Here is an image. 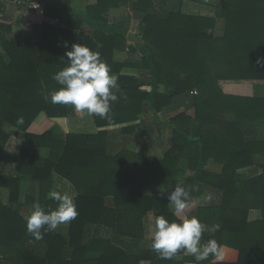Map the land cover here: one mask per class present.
<instances>
[{
  "label": "trees",
  "instance_id": "trees-1",
  "mask_svg": "<svg viewBox=\"0 0 264 264\" xmlns=\"http://www.w3.org/2000/svg\"><path fill=\"white\" fill-rule=\"evenodd\" d=\"M73 1L57 16L60 23L45 22L24 40L3 34L0 26V161L18 166L16 173L0 171V264H196L192 256L177 261L183 251L165 260L138 246L150 213L154 220L177 219L168 207L177 184L198 201L212 192L190 216L220 224L219 231L202 238L222 246L220 264H264V168L241 172L264 152V138L247 141L242 130L264 120V98L250 85L227 83L264 79V62L257 63L264 57V0H218L216 18L182 13L183 0H98L81 8ZM126 5L145 14L137 49L128 44L125 18L108 19L111 8ZM217 19L224 23L221 35H216ZM74 43L99 52L127 97L112 105L110 119L92 116L95 125L146 122L151 115L148 135L156 125L157 133L174 131L173 146L162 158L128 149L110 155L107 130L65 133L54 125L41 134L28 131L41 113L74 115L71 106L44 99L60 87L52 76L67 66L66 51ZM116 51L138 52L140 58L119 62ZM129 68L141 76L126 73ZM182 97L191 99L195 116L182 112L163 122L159 114ZM6 125L24 133L18 152L8 147L16 136ZM210 159L223 166L220 173L205 169ZM57 177L75 188L79 214L67 235L56 230L36 240L25 217L34 203L46 210L57 207L48 196ZM253 209L261 211L260 219H249ZM201 264L217 262L209 257Z\"/></svg>",
  "mask_w": 264,
  "mask_h": 264
},
{
  "label": "crops",
  "instance_id": "crops-1",
  "mask_svg": "<svg viewBox=\"0 0 264 264\" xmlns=\"http://www.w3.org/2000/svg\"><path fill=\"white\" fill-rule=\"evenodd\" d=\"M42 4V8L39 11L31 10L26 7L17 6L14 4L3 3L0 5V26L5 28L3 34L12 36L18 40H24L28 36L34 35L36 30L42 26L45 22L60 23L58 15L64 16L66 11L68 0H38ZM98 0H75L78 8L85 5H96ZM173 2H179V0H172ZM218 0H183L181 6L182 13L193 16L211 17L216 18V3ZM54 13V14H52ZM145 14L139 11H134L130 5L113 7L108 11V19L110 23H116L121 18H125V24L128 27V44L131 48L137 49V46L141 38V23ZM223 20L217 19L216 35H221L223 32ZM80 27V23L77 24ZM0 31V33H1ZM114 58L119 62H136L139 60L140 55L138 52L132 53L130 51H116ZM126 73L135 74L141 76L140 72L135 69L129 68L125 70ZM229 84H245L250 85V91L264 98V79L261 80H247V81H228ZM144 89H147L144 87ZM149 111V110H148ZM185 112L187 115L195 116V107L192 105V101L189 98L182 97L175 101L168 109L163 110L159 117L163 122H167L172 117L179 113ZM148 113V112H146ZM152 116L146 115V122L136 121L138 127L135 132L126 133L124 127L127 125H114L104 128H99L95 125L92 116H81L79 113H74L71 118H50L45 113H41L31 124L28 131L32 133L41 134L50 129L54 125H59L65 133H97L100 130H107L108 132V146L107 150L110 155H116L122 150L128 149L140 154L162 158L173 146L174 131L172 128H167L162 132H158V125H156V132L148 135V125ZM8 130H11L15 134L16 138L10 141L8 147L14 152H18V142L24 137V133L17 131L9 125H6ZM242 130L247 141H257L260 138H264V120L252 121L244 124ZM18 138V139H17ZM254 166L242 170L241 172L252 174L260 173L264 168V152L256 153L254 155ZM223 166L210 159L205 166V169L210 172L220 173ZM18 169L17 164H9L0 161V171L16 173ZM191 172L185 173L188 176ZM61 178H56V184L58 185ZM58 181V182H57ZM63 187H59L55 184L53 191H60L62 194L70 196L73 200L77 196V192L73 185L65 179L60 181ZM7 193V191H3ZM212 192H209L207 197L210 201ZM200 201L197 198L190 196L189 207L185 210V214L190 216ZM261 211L251 210L249 218L251 221L261 218ZM146 234L145 237L138 242V246L141 250L151 249V236L154 226V215L150 213L146 217ZM61 233L68 232V225H61ZM59 231V229H57ZM60 232V231H59ZM64 234V235H66ZM109 237L110 234H105ZM191 257L190 255L181 254L176 257L177 261H184L185 258ZM141 264H145L142 262ZM183 264H195L190 260H185Z\"/></svg>",
  "mask_w": 264,
  "mask_h": 264
},
{
  "label": "clouds",
  "instance_id": "clouds-1",
  "mask_svg": "<svg viewBox=\"0 0 264 264\" xmlns=\"http://www.w3.org/2000/svg\"><path fill=\"white\" fill-rule=\"evenodd\" d=\"M66 57L67 66L52 76L60 87L46 93L44 99L52 104L71 106L81 116L110 119L112 105L120 99H127L118 84V77L101 59L99 52L81 43H74L71 50L66 51ZM261 62H264V57L257 58V63ZM23 123V117H18L17 124ZM48 196L57 201L55 209L46 210L39 203H34L25 217L26 230L36 240L43 239L48 232H55L61 225H68L79 214L70 196L60 191H51ZM208 199L202 196L200 201L207 203ZM189 202L190 190L177 184L168 195V207L177 219L170 221L163 215L155 218L151 249L165 260H171L183 251L185 255L194 257L196 264L209 257L220 264L224 259L222 246L215 238L206 241L202 238L205 233H216L221 226L218 223L209 226L197 216L186 215Z\"/></svg>",
  "mask_w": 264,
  "mask_h": 264
},
{
  "label": "built area",
  "instance_id": "built-area-1",
  "mask_svg": "<svg viewBox=\"0 0 264 264\" xmlns=\"http://www.w3.org/2000/svg\"><path fill=\"white\" fill-rule=\"evenodd\" d=\"M3 3L26 7L35 11H39L42 8V4L38 0H0V5ZM36 5H38V7ZM195 93H197V91H195Z\"/></svg>",
  "mask_w": 264,
  "mask_h": 264
},
{
  "label": "rangeland",
  "instance_id": "rangeland-1",
  "mask_svg": "<svg viewBox=\"0 0 264 264\" xmlns=\"http://www.w3.org/2000/svg\"><path fill=\"white\" fill-rule=\"evenodd\" d=\"M60 181H61V179H60ZM60 181L59 182L57 181L59 184L58 185L56 184V185L59 186V187H63L64 185L62 186L61 183H60ZM1 198H2L3 201L7 202V200H8V194L7 193H3ZM253 210H258V209H253ZM258 211H260V210H258ZM27 215L28 214H26V216ZM249 216H250V214H249ZM261 217H262V215H261ZM249 218H254V217L252 216V217H249ZM58 229H59L60 232L62 231V228L61 227H59ZM64 234H66V233H64Z\"/></svg>",
  "mask_w": 264,
  "mask_h": 264
}]
</instances>
